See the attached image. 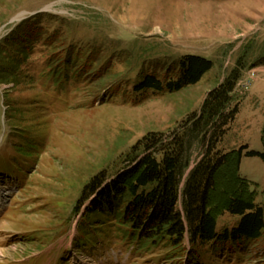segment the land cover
I'll return each mask as SVG.
<instances>
[{
  "label": "rangeland",
  "instance_id": "obj_1",
  "mask_svg": "<svg viewBox=\"0 0 264 264\" xmlns=\"http://www.w3.org/2000/svg\"><path fill=\"white\" fill-rule=\"evenodd\" d=\"M247 49L220 147L243 151L241 176L264 206V65L252 66L264 0H0V67L11 70L0 76V264H264L263 239L210 243L189 263L86 216L96 197L79 204L93 177L131 166L125 156L147 134L180 130ZM182 56L213 68L177 93L134 90L146 74H177ZM188 148L186 176L205 152ZM239 220L225 214L218 232Z\"/></svg>",
  "mask_w": 264,
  "mask_h": 264
},
{
  "label": "trees",
  "instance_id": "obj_2",
  "mask_svg": "<svg viewBox=\"0 0 264 264\" xmlns=\"http://www.w3.org/2000/svg\"><path fill=\"white\" fill-rule=\"evenodd\" d=\"M249 49L229 77L209 92L201 110L171 138L147 134L126 154L124 161L131 166L111 179L101 172L90 180L79 203L96 197L86 216H108L121 236L139 240L141 247L170 245L177 257L189 255V263L210 243L264 240V206L257 203L252 183L241 176L243 151L226 152L220 147L239 110L235 91L248 67ZM253 61L252 66L264 65V53ZM11 63L17 65L15 60ZM8 64L0 67L2 78L11 74ZM212 68V61L204 57L182 56L175 65L177 74L164 78L146 74L133 88L136 92L177 93L197 85ZM194 142L205 152L186 176L188 147ZM225 214L240 220L232 230L218 232L219 219Z\"/></svg>",
  "mask_w": 264,
  "mask_h": 264
},
{
  "label": "built area",
  "instance_id": "obj_3",
  "mask_svg": "<svg viewBox=\"0 0 264 264\" xmlns=\"http://www.w3.org/2000/svg\"><path fill=\"white\" fill-rule=\"evenodd\" d=\"M240 84H241V83H240ZM249 84H250V82H249V83H246V84H242L241 86L244 87L245 89H248Z\"/></svg>",
  "mask_w": 264,
  "mask_h": 264
}]
</instances>
